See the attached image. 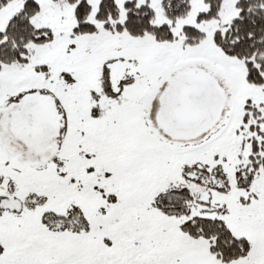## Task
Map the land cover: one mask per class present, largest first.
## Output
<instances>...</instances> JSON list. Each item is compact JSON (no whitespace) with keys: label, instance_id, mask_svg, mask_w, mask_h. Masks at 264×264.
I'll return each mask as SVG.
<instances>
[{"label":"snow or ice","instance_id":"1","mask_svg":"<svg viewBox=\"0 0 264 264\" xmlns=\"http://www.w3.org/2000/svg\"><path fill=\"white\" fill-rule=\"evenodd\" d=\"M0 264H264V0H0Z\"/></svg>","mask_w":264,"mask_h":264}]
</instances>
